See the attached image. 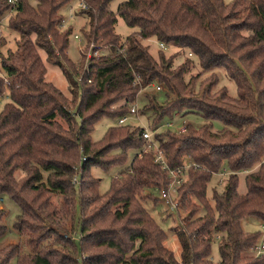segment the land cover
I'll use <instances>...</instances> for the list:
<instances>
[{"label": "trees", "instance_id": "16d2710c", "mask_svg": "<svg viewBox=\"0 0 264 264\" xmlns=\"http://www.w3.org/2000/svg\"><path fill=\"white\" fill-rule=\"evenodd\" d=\"M29 1L10 6L0 0V19L10 13L7 27L19 36L15 50L0 52V100L6 98L0 111V196L19 208L12 231L27 238L31 251L21 254L17 244L0 248V264H264V256L251 253L261 233L241 228L246 218L264 226V0H125L115 11L113 0H84L86 9L75 16L86 18L79 36L84 45L105 48L84 72L66 56L72 27L61 11L74 0ZM118 18L131 29L123 43L115 33ZM150 39L178 50L168 56L159 51L156 59L143 45ZM38 51L61 69L70 98L45 81ZM185 51L203 73L223 70L236 98L225 88L212 94L216 78L186 79L193 61L174 65ZM156 84L163 88L162 101L147 95L142 109L153 116L152 141L170 169L186 166L176 208L185 217L181 227L170 229L180 245L179 261L144 207L155 205L153 193L170 179L153 154L143 153L145 142L137 136L142 128L117 125L138 93ZM187 113L223 127L161 129L164 118ZM104 118L115 125L93 142L91 133ZM92 168L121 169L101 194ZM223 169L229 173L225 187L212 188L208 197L212 177ZM239 173H246L245 194L238 193ZM2 216L0 210V222ZM75 227L78 242L67 235ZM6 232L0 223V238ZM215 235L217 263L210 260Z\"/></svg>", "mask_w": 264, "mask_h": 264}, {"label": "rangeland", "instance_id": "374dc122", "mask_svg": "<svg viewBox=\"0 0 264 264\" xmlns=\"http://www.w3.org/2000/svg\"><path fill=\"white\" fill-rule=\"evenodd\" d=\"M125 0H113V2L110 5V8L112 11H115L118 4L123 2ZM225 3H228L230 0H223ZM32 6H35V2L30 0L29 1ZM75 8V0L64 10L61 11L62 15L65 17V19L68 17V9ZM78 14L75 13L74 17L67 22L69 26L72 27V36L69 37L68 40V47L66 50V56L67 59L76 65V69L80 71H86L88 68V65L90 63L91 58H95L92 56V54L89 51L90 46L83 44V41L79 44L77 40H75L73 37L74 35L79 36V28L82 24L86 22V18L83 15H79V18L76 19L75 16ZM10 16V13H6V15L0 19V42L2 43L0 47V52L5 55L7 50L13 51L15 50V42L18 40L19 36L13 31H10L7 27V21L8 17ZM66 25V26H68ZM64 28V27H63ZM115 33L119 35L121 43L125 41V39L129 36L131 33V29L125 26L121 18L117 19V24L115 27ZM85 43V42H84ZM143 45L148 47V51L151 54L152 57L157 59L158 52L162 51L165 55H171L177 52L178 49L173 47H162L160 46L156 41L154 40H145L143 41ZM79 47H84L85 50L83 53L79 52ZM100 52L101 56H103V53L105 52V48L103 46L95 45ZM94 51V50H93ZM39 56L41 57L45 69L46 74L44 76V79L46 82L51 83L53 86H55L58 90H60L64 95L70 98V93L68 90V81L64 74L62 73L61 69L53 64H50L46 62V56L43 53V51H38ZM89 56V57H88ZM96 57V58H99ZM186 58L191 59L193 61V64L191 65V70L186 77V79L189 78V76H196L198 79V83L210 78V80H214V78L217 79V83L211 88V93L215 94L217 93L221 88H225L228 97L230 98H236V88L234 83L225 75L223 70H215L213 71V74L210 72L203 73L202 70L198 66V62L196 58L193 56L188 55V53L185 51L184 53H180L176 59L174 60V65L178 66L180 65L183 60ZM82 62V63H81ZM157 85V84H156ZM154 86V85H153ZM163 89H161L162 91ZM161 91H155L154 88L150 87L148 89H145L143 91H140L137 95L136 101L133 105H136V113L133 116L129 117V121L127 122L128 126H131L133 128H144L148 129V125H150L153 116L151 112H143L142 109L144 105L146 104L147 95L154 94L158 100V102H161L163 99V94L159 93ZM6 102V98L0 100V111L3 107V105ZM211 124V129L213 132H218L222 129L223 125L220 122L214 121L209 122L204 120L199 114L197 113H187L185 115H177L173 117L172 119L164 118L163 119V127L160 126L163 130H170L173 132H178L181 128L186 126H192L194 128H199L203 126L204 124ZM171 124V128H168L167 125ZM115 125V122H111L110 120L104 118L98 124L95 125L94 131L91 133V140L93 142L100 141L102 137L104 136L105 132L108 130V128ZM128 158V164L131 162V159L134 156V153H130ZM121 168H113L109 172H103L102 170L98 168H92L91 174L96 179L100 180L99 183V192L101 194L105 193L109 185L111 183V180L117 175L118 171ZM226 173L223 178H220L219 176H213L208 189H207V196L210 197L211 195V189L214 188L216 190H222L226 183L228 178V170L223 169ZM245 174L246 173H239L237 175L238 177V193L239 194H245L246 193V185H245ZM19 175V174H18ZM218 175V174H217ZM222 181L221 184H219V181ZM154 198H158L157 194L153 193ZM0 200H2V203H0V210L3 212V216L1 218V224H3L7 232L6 234L0 238V248L6 247L8 245H15L17 244L20 247V253L21 254H27L30 253V248L27 245V238L26 237H19L12 231V224L15 221L16 216L19 214V208L6 196H0ZM52 202L58 206L61 203V199L58 195H55L52 198ZM158 202V203H157ZM155 205L151 204L150 202L144 203V207L148 210L150 215L155 219V221L161 226V228L166 232L167 240L164 243L165 247L172 251L175 259L177 261L180 260V245L176 238V235L174 232H172L170 229L174 228V230L181 227V221L185 217V213L179 209L178 211L171 212L162 202L157 200ZM77 216V215H76ZM67 229L73 228L71 224L68 222V225H66ZM241 228L244 232L248 233H255L260 232L261 237L260 241L264 239V226L257 220L253 218H246L241 223ZM71 230V229H70ZM73 230V229H72ZM75 231H71V235L67 234L69 237L73 236V240L78 242L79 241V232L77 227L74 229ZM218 238L219 236H214L212 244H211V256L210 260H212L213 263H217L219 261V254H218ZM8 264H15V259L10 260Z\"/></svg>", "mask_w": 264, "mask_h": 264}, {"label": "built area", "instance_id": "2783aa9c", "mask_svg": "<svg viewBox=\"0 0 264 264\" xmlns=\"http://www.w3.org/2000/svg\"><path fill=\"white\" fill-rule=\"evenodd\" d=\"M18 0H7V3L10 6H13ZM86 9V2L84 0H75V8H71L68 13V18H72L74 13H80L82 10ZM74 39L79 42V44L84 40L81 36L74 35ZM95 45H90L89 51L92 54L93 57H99L101 55V52L94 47ZM160 46H162L160 44ZM163 47V46H162ZM85 50L84 47H79V52L83 53ZM94 50V51H93ZM89 57V56H88ZM6 84H8V81L4 80ZM155 89V91H161L163 89L160 85H154L151 86ZM136 113V105H132L129 108V113L126 117L121 118L117 121V125H124L127 124L129 121V117L133 116ZM168 128H171V124L167 125ZM185 127L181 128L178 132H184ZM137 136L141 137L143 141L145 142V146L143 149V153H151L154 156V164L158 165L160 169L167 173L170 183L166 188H163L159 191L157 195V200L162 202L171 212H174L177 208V192L178 189L182 186L184 180H185V172L186 166L184 169L178 168V169H170L168 166V163L164 157L163 152L156 146V144L152 141V133L148 129L142 128L141 132H138ZM81 161H85L84 158L81 159ZM224 172V171H223ZM226 173H220L216 176H219L220 178H223ZM74 183H78L77 180H74ZM222 181H219V184H221ZM0 203H2V200H0ZM251 253L254 257H260L264 256V239L260 241L258 244H256L252 249Z\"/></svg>", "mask_w": 264, "mask_h": 264}, {"label": "crops", "instance_id": "0c3cea01", "mask_svg": "<svg viewBox=\"0 0 264 264\" xmlns=\"http://www.w3.org/2000/svg\"><path fill=\"white\" fill-rule=\"evenodd\" d=\"M72 19V18H71ZM70 20V19H69Z\"/></svg>", "mask_w": 264, "mask_h": 264}]
</instances>
